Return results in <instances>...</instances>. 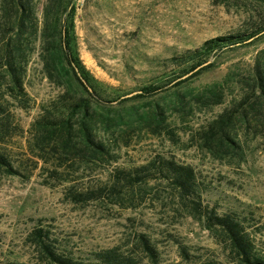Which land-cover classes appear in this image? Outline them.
I'll list each match as a JSON object with an SVG mask.
<instances>
[{"label":"rangeland","instance_id":"374dc122","mask_svg":"<svg viewBox=\"0 0 264 264\" xmlns=\"http://www.w3.org/2000/svg\"><path fill=\"white\" fill-rule=\"evenodd\" d=\"M1 5L2 0L0 11ZM76 5L77 48L96 81L99 103L123 108L125 115L110 138L116 157L105 165H63L58 172L51 156L50 162L35 165L28 129L39 103L59 90L37 73L40 64L33 59L30 92L36 104L11 107L12 127L19 124L20 134L4 143L24 174L0 170V262L49 264L33 241L37 227L50 231L82 264L92 263L96 251L126 248L141 231L159 241L161 264L182 260L176 241L189 246L199 261H229L226 244L189 214L168 180L152 178L134 188L114 181L116 167L145 164L158 154L194 166L205 206L248 215L264 251V128L255 126V118L252 126L237 119L231 130L240 146L229 149L204 136L210 123L241 98V79L250 75L264 48V34L209 56L213 65L184 83L170 82L179 72L172 56L219 35L248 31L264 18L263 7L247 0H78ZM215 82L225 86L223 101L202 102ZM164 83L165 90L155 95L117 100ZM157 103L165 108L161 125L150 117ZM95 190L100 198L76 199L77 193L90 196Z\"/></svg>","mask_w":264,"mask_h":264},{"label":"trees","instance_id":"16d2710c","mask_svg":"<svg viewBox=\"0 0 264 264\" xmlns=\"http://www.w3.org/2000/svg\"><path fill=\"white\" fill-rule=\"evenodd\" d=\"M77 1L2 0L0 170L9 174H24L13 163L4 143L8 137L20 134L16 131L21 128L19 124L12 127L11 107L29 109L36 104V99L32 98L30 92L33 84V59H37L40 64L37 73L59 90L54 97L39 103L40 112L28 129L27 145L33 152L35 165L38 166L40 160L50 162L51 156L54 158L53 170L58 172L63 165L70 167L78 164L83 168L93 164L105 165L116 157L110 138L116 136L115 128L124 122L125 115L123 108L99 103L103 99L96 81L83 63L77 48L74 26ZM247 1L264 9V0ZM262 34L264 18L248 31L219 35L206 40L197 48L172 56L170 61L179 72L176 79L170 82L177 80L176 85L184 83L206 66L213 65L205 64L209 61V56L224 48H233L251 41ZM191 72L190 76L183 78ZM166 86L167 83L150 84L136 94L155 95L164 91ZM241 87V98L234 101L204 131L205 137L218 139L223 148L240 146L231 130L237 119L241 125L252 126L255 118V126L259 130L264 128V48L258 51L250 75L241 79ZM225 94V86L215 82L210 85L209 93L201 101L221 103ZM124 96L121 95L117 100ZM182 103L186 104L184 95ZM150 117L161 125L165 120V108L157 103ZM112 174L116 184H124L129 188L141 186L152 178L168 180L175 196L185 204L189 214L220 237L230 254L229 261L214 258L206 262L199 261L189 246L176 241L182 260L169 264H264V251L258 242L256 231L248 224L250 217L236 211L219 212L213 207L205 206L202 202L203 189L193 165L179 163L173 158L158 154L145 164L129 168L116 167ZM90 194L85 196L77 193L76 199L81 197L87 200L102 196L97 190L90 191ZM32 236L49 264H82L72 252L62 249L59 239L44 227L35 228ZM159 244L153 234L141 231L137 233L134 242L126 243V248L117 245L96 251L94 261L89 264H161L163 257ZM0 264L27 263L7 261Z\"/></svg>","mask_w":264,"mask_h":264},{"label":"water","instance_id":"95a60500","mask_svg":"<svg viewBox=\"0 0 264 264\" xmlns=\"http://www.w3.org/2000/svg\"><path fill=\"white\" fill-rule=\"evenodd\" d=\"M209 63V61L208 62H206L205 64H208ZM205 64H203V65H205ZM201 67V66H200ZM199 68V67H198ZM187 75H189V74H187ZM186 75V76H187ZM186 76H184V77H186ZM138 92H141L140 90L139 91H134V92H132V93H130V94H127V95H125V96H131V95H134V94H136V93H138ZM124 96V97H125Z\"/></svg>","mask_w":264,"mask_h":264}]
</instances>
